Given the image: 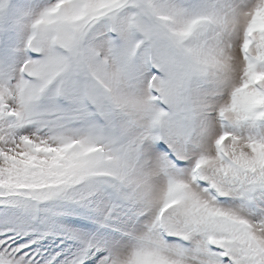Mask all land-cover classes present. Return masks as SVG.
<instances>
[{"label":"snow or ice","instance_id":"snow-or-ice-1","mask_svg":"<svg viewBox=\"0 0 264 264\" xmlns=\"http://www.w3.org/2000/svg\"><path fill=\"white\" fill-rule=\"evenodd\" d=\"M0 264H264V0H0Z\"/></svg>","mask_w":264,"mask_h":264}]
</instances>
